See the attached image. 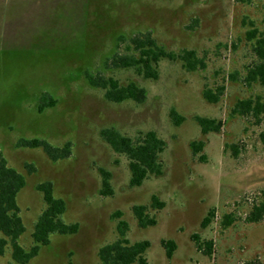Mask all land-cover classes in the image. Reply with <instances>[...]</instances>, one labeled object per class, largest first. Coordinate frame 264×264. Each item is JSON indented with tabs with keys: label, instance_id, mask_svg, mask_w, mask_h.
<instances>
[{
	"label": "rangeland",
	"instance_id": "374dc122",
	"mask_svg": "<svg viewBox=\"0 0 264 264\" xmlns=\"http://www.w3.org/2000/svg\"><path fill=\"white\" fill-rule=\"evenodd\" d=\"M253 25L264 33V0H0V150L27 180L18 194L26 225L20 242L32 245L44 207L36 189L42 181H52L55 195L66 201L64 220L79 224L75 234L51 235L27 264H101L99 248L118 237L117 211L129 223L130 241H151V264H264V220L248 221L264 190V117L257 123L232 114L239 100L264 96L261 85L248 86L243 78L256 59L247 40ZM148 31L168 50L195 49L204 68L188 71L180 61L164 60L159 77L146 79L105 67L120 35ZM87 71L136 81L148 97L110 102L90 85ZM220 85V100L209 102L205 89ZM44 93L56 104L40 112ZM173 109L184 118L178 124ZM198 116L222 120L221 131L204 134ZM107 127L129 135L155 131L166 141L163 173L131 186L128 160L101 137ZM21 138L71 142L72 153L52 161L40 148L18 147ZM199 141L203 149L195 152L192 144ZM102 169L111 173L109 196L100 194ZM154 195L165 206L152 210L155 226L141 228L133 206L150 204ZM211 208L215 217L204 228ZM226 215L234 217L227 227ZM194 234L212 240L210 255ZM163 239L177 243L171 259ZM0 264L19 263L7 248Z\"/></svg>",
	"mask_w": 264,
	"mask_h": 264
},
{
	"label": "trees",
	"instance_id": "16d2710c",
	"mask_svg": "<svg viewBox=\"0 0 264 264\" xmlns=\"http://www.w3.org/2000/svg\"><path fill=\"white\" fill-rule=\"evenodd\" d=\"M247 40L251 43L252 51L256 59L246 67L244 82L248 86L259 84L264 88V33L253 25L247 31ZM180 61L188 71H196L204 68L203 58L195 49H183L180 52L168 50L158 42L152 32H140L131 37L120 35L117 38V50L105 61L108 70H132L138 76L146 79H157L160 73L162 61ZM85 76L90 85L102 90L106 100L113 103L132 101L143 103L147 97V89L136 81L122 83L113 74L90 73ZM225 86L220 85L216 90L206 88L205 98L211 103H217L224 93ZM56 100L47 93L41 96L39 111L53 107ZM233 115L251 116L259 123L264 117V96L257 95L239 100L232 109ZM171 116L180 123L184 118L176 110L171 111ZM197 123L204 134L220 132L223 122L220 119L198 116ZM101 137L109 144L113 151L123 155L128 160L131 172L130 185L140 186L151 176H159L164 171L162 155L166 149V141L155 131H139L134 135L121 132L115 127H107L101 130ZM18 147L40 148L52 161L66 159L72 153V143L66 142L63 146H55L42 138H21L17 142ZM194 151L203 149V142L192 144ZM234 153L238 154V147L233 145ZM29 172L34 167L27 165ZM102 186L100 194L109 196L113 194L111 173L102 169ZM27 180L23 173L9 165L3 152L0 150V256H3L7 248L11 249L13 261L19 264H27L37 257L42 247L51 242V235H71L79 229L78 223H67L64 214L67 210L66 201L55 195L54 183L50 180L42 181L36 185L41 193L44 207L33 225L31 233L32 245L26 248L20 242L21 236L26 232V225L21 215L18 203V194L26 186ZM165 202L158 196H152L150 204H137L133 206V214L141 228L155 226L157 218L152 210H160ZM114 217L119 218L117 223L118 237L101 246L98 257L101 264H151L146 256L151 247L148 239L132 242L128 238L129 223L121 219V212L117 211ZM215 217V209L211 208L202 221V227L206 228ZM264 220V190L260 200L254 202L248 216L250 222ZM234 222L232 215H226L223 225L230 226ZM193 238L199 249L205 254L212 253V240L201 241L198 234ZM162 245L166 256L171 259L177 249V243L173 239H163Z\"/></svg>",
	"mask_w": 264,
	"mask_h": 264
}]
</instances>
